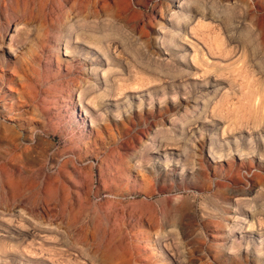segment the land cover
Instances as JSON below:
<instances>
[{"label": "rangeland", "instance_id": "obj_1", "mask_svg": "<svg viewBox=\"0 0 264 264\" xmlns=\"http://www.w3.org/2000/svg\"><path fill=\"white\" fill-rule=\"evenodd\" d=\"M0 46V264H264V0H0Z\"/></svg>", "mask_w": 264, "mask_h": 264}, {"label": "bare ground", "instance_id": "obj_2", "mask_svg": "<svg viewBox=\"0 0 264 264\" xmlns=\"http://www.w3.org/2000/svg\"><path fill=\"white\" fill-rule=\"evenodd\" d=\"M80 37H81V36H80ZM76 39H77V38H76ZM12 40H13V39H12ZM12 42H13V41H12ZM11 44H12V43H11ZM71 46H72V45H71ZM0 47H1V46H0ZM99 47H100V46H99ZM1 48H2V47H1ZM10 48H11L12 50L14 49L12 45L10 46ZM66 52H68V51H66ZM98 56H99V55H98ZM67 57H68V56H67ZM101 60H102V59H101ZM103 62H104V61H103ZM101 66H102V65H101ZM89 67H90V66H89ZM104 74H105V73H104ZM106 74H107V72H106ZM84 106H85V105H84ZM84 106H83V107H84Z\"/></svg>", "mask_w": 264, "mask_h": 264}]
</instances>
